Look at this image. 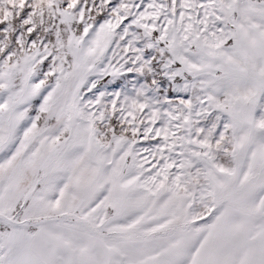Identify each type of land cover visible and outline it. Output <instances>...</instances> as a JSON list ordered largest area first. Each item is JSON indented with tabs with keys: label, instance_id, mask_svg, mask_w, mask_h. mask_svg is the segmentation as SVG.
<instances>
[{
	"label": "snow or ice",
	"instance_id": "snow-or-ice-1",
	"mask_svg": "<svg viewBox=\"0 0 264 264\" xmlns=\"http://www.w3.org/2000/svg\"><path fill=\"white\" fill-rule=\"evenodd\" d=\"M0 264H264V0H0Z\"/></svg>",
	"mask_w": 264,
	"mask_h": 264
}]
</instances>
